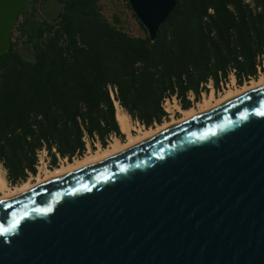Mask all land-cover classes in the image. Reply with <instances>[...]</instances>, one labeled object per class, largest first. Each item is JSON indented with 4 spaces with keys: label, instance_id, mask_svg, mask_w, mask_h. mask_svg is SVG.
Here are the masks:
<instances>
[{
    "label": "water",
    "instance_id": "1",
    "mask_svg": "<svg viewBox=\"0 0 264 264\" xmlns=\"http://www.w3.org/2000/svg\"><path fill=\"white\" fill-rule=\"evenodd\" d=\"M128 2L151 40L177 6ZM29 3L0 0V56ZM262 113L264 85L0 200V264H264Z\"/></svg>",
    "mask_w": 264,
    "mask_h": 264
},
{
    "label": "trees",
    "instance_id": "2",
    "mask_svg": "<svg viewBox=\"0 0 264 264\" xmlns=\"http://www.w3.org/2000/svg\"><path fill=\"white\" fill-rule=\"evenodd\" d=\"M57 1L59 15L40 18L45 0H30L0 56V163L11 186L37 174L43 149L54 167L124 139L112 92L150 127L169 118L166 99L188 109L210 83L219 91L233 75L242 85L264 72V0H177L155 40L108 20L100 0Z\"/></svg>",
    "mask_w": 264,
    "mask_h": 264
},
{
    "label": "bare ground",
    "instance_id": "3",
    "mask_svg": "<svg viewBox=\"0 0 264 264\" xmlns=\"http://www.w3.org/2000/svg\"><path fill=\"white\" fill-rule=\"evenodd\" d=\"M262 85H264V73L260 74L258 78L251 79L242 85H238L236 83V78L233 75L232 82L223 92L216 94L214 90H211L209 93L205 94V96L198 101L196 105L188 109H184L179 105H174L173 110H179V116H175L172 113L169 115L170 118L150 127H145L142 124L133 121L128 112H126L125 109L122 108L116 101V118L122 132L125 134L124 139L114 136L106 146L100 145L94 149L90 148L84 156L76 157L72 161L64 159L62 163L54 167H51L44 161H41L38 164V172L36 175H31L27 180L20 184H16L15 186H11L9 184L5 175V169H3L0 171V200L24 193L48 179L60 177L68 172L78 170L88 164L102 161L103 159L151 138L174 125L182 123L202 112L220 106L229 100Z\"/></svg>",
    "mask_w": 264,
    "mask_h": 264
},
{
    "label": "rangeland",
    "instance_id": "4",
    "mask_svg": "<svg viewBox=\"0 0 264 264\" xmlns=\"http://www.w3.org/2000/svg\"><path fill=\"white\" fill-rule=\"evenodd\" d=\"M99 3H100L101 10H102L103 14L105 15V17L108 20L113 21L114 16L117 15L121 19V23L119 24V26L122 27L127 32H129L130 34H133L136 36H144L146 34V30L144 29L145 27L141 24V22L138 20V18L134 14L132 8L130 7L128 0H100ZM61 9H62V5L57 0H45L44 4L42 5V8L39 12V17L45 16L47 12L50 13V15L52 17H57L59 15ZM21 19H23V17H21ZM18 35H19V32L17 29H15V33L13 35V41H16ZM19 47L22 50L24 49L23 45H19ZM262 73H264V72H262ZM231 82H232V76L230 77V79H228L227 82L224 83L223 87L219 91H217L214 88V86L212 85V83H210V84H208L209 85L208 86L209 92L211 90H214L216 94L219 92H223ZM236 83H237V81H236ZM205 94H207V93L206 92L202 93L201 99L205 96ZM193 98L194 97L192 96V99ZM196 103L197 102H195L194 105H196ZM164 104H165L167 112H169V115H171L172 113L175 116L180 115L179 110H175V109L173 110L174 105H179L181 107V105H180V103L176 97L172 98V99H167ZM168 108H171V109H168ZM169 118H170V116H169ZM113 137L114 136H112L111 139ZM98 146H100L99 143H97L95 148H97ZM90 148H92V146L89 144L88 149H90ZM48 160H49L48 154H46V155L43 154L40 158V162L44 161L47 165L50 164V162L48 163ZM63 161L64 160L61 159L60 163H62ZM3 169L4 168H3L2 164L0 163V171ZM5 175H6V170H5Z\"/></svg>",
    "mask_w": 264,
    "mask_h": 264
},
{
    "label": "built area",
    "instance_id": "5",
    "mask_svg": "<svg viewBox=\"0 0 264 264\" xmlns=\"http://www.w3.org/2000/svg\"><path fill=\"white\" fill-rule=\"evenodd\" d=\"M39 12H40V10H39ZM41 18H43L44 16H40ZM13 33H15V29H13ZM14 35V34H13ZM13 35H12V40H13ZM260 73H262V71H261V69H260ZM209 86V85H208ZM173 98H175V97H173ZM167 100V99H166ZM164 107H165V105H164ZM43 154H47V151L46 150H41V151H39V162H40V158H41V156L43 155ZM50 162V159L48 160V163ZM49 166H50V164H49Z\"/></svg>",
    "mask_w": 264,
    "mask_h": 264
},
{
    "label": "snow or ice",
    "instance_id": "6",
    "mask_svg": "<svg viewBox=\"0 0 264 264\" xmlns=\"http://www.w3.org/2000/svg\"><path fill=\"white\" fill-rule=\"evenodd\" d=\"M262 114H264V113H262Z\"/></svg>",
    "mask_w": 264,
    "mask_h": 264
}]
</instances>
